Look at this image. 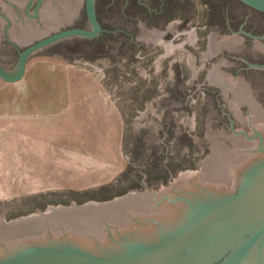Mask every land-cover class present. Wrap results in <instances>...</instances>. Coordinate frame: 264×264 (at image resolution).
<instances>
[{
    "label": "rangeland",
    "instance_id": "obj_1",
    "mask_svg": "<svg viewBox=\"0 0 264 264\" xmlns=\"http://www.w3.org/2000/svg\"><path fill=\"white\" fill-rule=\"evenodd\" d=\"M102 27L0 76V221L172 185L209 159L232 119L212 38L264 36L239 0H95Z\"/></svg>",
    "mask_w": 264,
    "mask_h": 264
},
{
    "label": "water",
    "instance_id": "obj_2",
    "mask_svg": "<svg viewBox=\"0 0 264 264\" xmlns=\"http://www.w3.org/2000/svg\"><path fill=\"white\" fill-rule=\"evenodd\" d=\"M29 1L27 11L28 0H0V76L10 83L42 48L102 32L95 0ZM239 1L264 14V0ZM211 40L232 125L218 130L208 161L157 191L0 221V264H103L79 249L169 244L136 263L155 264L200 250L207 238L232 243L219 264H264V36L231 31Z\"/></svg>",
    "mask_w": 264,
    "mask_h": 264
},
{
    "label": "flooded vegetation",
    "instance_id": "obj_3",
    "mask_svg": "<svg viewBox=\"0 0 264 264\" xmlns=\"http://www.w3.org/2000/svg\"><path fill=\"white\" fill-rule=\"evenodd\" d=\"M34 5L28 0L27 11ZM125 246L127 244H124ZM123 245V246H124ZM232 243L220 242L214 238H207L206 243L198 244L200 250L186 248L177 253L174 257L163 260L155 264H219ZM102 250L100 254H96L94 250L79 249L87 253V255L103 264H136L140 260L154 256L167 249V243H148L128 245L132 248H118Z\"/></svg>",
    "mask_w": 264,
    "mask_h": 264
},
{
    "label": "trees",
    "instance_id": "obj_4",
    "mask_svg": "<svg viewBox=\"0 0 264 264\" xmlns=\"http://www.w3.org/2000/svg\"><path fill=\"white\" fill-rule=\"evenodd\" d=\"M246 6V5H245ZM246 7H248V6H246ZM249 8V7H248ZM251 9V8H250ZM253 10V9H252Z\"/></svg>",
    "mask_w": 264,
    "mask_h": 264
}]
</instances>
